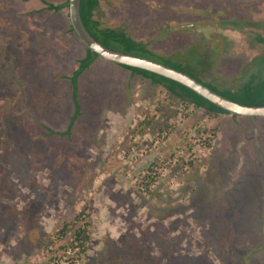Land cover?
I'll return each mask as SVG.
<instances>
[{
	"label": "rangeland",
	"instance_id": "374dc122",
	"mask_svg": "<svg viewBox=\"0 0 264 264\" xmlns=\"http://www.w3.org/2000/svg\"><path fill=\"white\" fill-rule=\"evenodd\" d=\"M64 1L0 0V264L62 255L76 219L91 237L82 264H264V117L210 119L101 57L76 100L86 49L68 8L45 5ZM93 18L222 93L264 75V0H99ZM179 150L195 151L188 168L153 179Z\"/></svg>",
	"mask_w": 264,
	"mask_h": 264
},
{
	"label": "trees",
	"instance_id": "16d2710c",
	"mask_svg": "<svg viewBox=\"0 0 264 264\" xmlns=\"http://www.w3.org/2000/svg\"><path fill=\"white\" fill-rule=\"evenodd\" d=\"M46 8L49 10H53L54 12H58L63 10L64 8H68V0H65L62 3L54 4L50 2H45ZM99 5V0H80V15L82 22L87 29V31L91 34L93 38H95L98 42L103 44L104 46L121 51L128 54H133L140 57H146L148 59L163 63L167 66L175 68L179 71H183L185 73L190 74L191 76L195 77L199 82L203 83L204 85L208 86L211 90L221 94L222 96L240 103L244 105H251V106H262L264 105V75L259 76L258 72H261V66L257 67L255 72L252 73L251 79L244 82L239 88L233 91H226L224 93L218 91L215 86L211 84H207L202 81L201 78L197 77L195 73H193L189 68L184 66V63H180L178 61H172L170 59L163 58L152 51L147 47L146 44L142 42H138L133 38L129 37L124 31L116 30L113 28L108 27H100L99 21L93 18L94 11L96 7ZM69 15V14H68ZM203 23H197L195 26H202ZM227 24V23H225ZM218 25H222V22H219ZM230 26L234 29L238 28V24L236 21L230 23ZM72 31L73 27L71 26ZM217 39V37H215ZM257 40L259 42L264 43V37H258ZM221 43V42H220ZM114 45H119V47H114ZM221 46V45H220ZM86 54L82 58L78 69L74 72L72 76L73 82V98L77 100V80L78 77L90 66V64L99 57L97 54L92 53L90 49L85 47ZM223 47L221 48V50ZM198 62L201 59H197ZM262 62L264 63V57H262ZM211 64V63H210ZM127 69H130L133 74H137L142 78V80H150L154 85H162L170 94L178 97L182 102L188 106L192 105L195 109H202L204 114L208 116L210 119H215L219 115H230L226 110L219 108L218 106L214 105L213 103L209 102L208 100L204 99L203 97L197 95L192 90L188 89L187 87L171 80L160 76L158 74L152 73L150 71L136 68V67H129L121 65ZM236 116V115H232ZM74 118L71 119L73 122ZM147 122V121H146ZM149 122V121H148ZM168 128V127H166ZM202 133L208 131H213V129H199ZM198 130V131H199ZM51 132V131H50ZM53 132V131H52ZM51 132V133H52ZM137 149V148H136ZM135 150V148H134ZM149 176L147 177V179ZM149 180V179H148ZM152 182V180H149ZM143 181L142 184L146 187H149L150 182ZM145 187V188H146ZM88 224L81 225V222L76 219L75 224L71 222V224H65L63 229H61L60 233H62V238H67L68 240L65 243L64 247H61L60 250L63 251V254L60 255L59 252L56 250H52L50 247H46V253L48 255V261L43 264H62L63 261L68 262L69 264H82L79 261L83 260V256L86 254L88 250V244L90 242V231L88 228ZM259 250V248L253 249L252 253ZM249 254V256L252 255ZM64 262V263H65ZM76 262V263H74ZM248 264V263H244Z\"/></svg>",
	"mask_w": 264,
	"mask_h": 264
},
{
	"label": "water",
	"instance_id": "95a60500",
	"mask_svg": "<svg viewBox=\"0 0 264 264\" xmlns=\"http://www.w3.org/2000/svg\"><path fill=\"white\" fill-rule=\"evenodd\" d=\"M68 11L71 26L80 42L99 57L120 65L144 69L171 79L192 90L219 108L226 110L230 115L264 117V105L251 106L234 102L211 90L208 86L199 82L188 73L146 57L124 53L104 46L93 38L85 28L80 15V0H68Z\"/></svg>",
	"mask_w": 264,
	"mask_h": 264
},
{
	"label": "built area",
	"instance_id": "2783aa9c",
	"mask_svg": "<svg viewBox=\"0 0 264 264\" xmlns=\"http://www.w3.org/2000/svg\"><path fill=\"white\" fill-rule=\"evenodd\" d=\"M213 138H214V135L212 133H207L206 135L202 136L201 138L195 139L193 141V143L195 145H197V146H200L202 144L204 146H207V145H211V141L213 140ZM193 152H195V151H193ZM193 152L189 155L188 158L187 157L184 158L183 151H181V150L177 151V153L171 157L169 163L164 165L165 168H163L161 166L157 167V168H152L151 170H154V171L152 172L151 177L153 179H155V178L161 176L163 174L162 173L163 170H167L168 165H170V164L171 165H176L177 161H179L180 158H184L186 160V163L184 164V167L188 168L189 162L190 161L192 162L194 160V158L196 157V155ZM64 262L65 261H63L62 264H69L68 262H65V263Z\"/></svg>",
	"mask_w": 264,
	"mask_h": 264
},
{
	"label": "crops",
	"instance_id": "0c3cea01",
	"mask_svg": "<svg viewBox=\"0 0 264 264\" xmlns=\"http://www.w3.org/2000/svg\"><path fill=\"white\" fill-rule=\"evenodd\" d=\"M74 124H76V120H73V122L71 121V119L67 122V124L65 125V129L63 131H60V132H63V133H66L68 131H70L71 127L74 126Z\"/></svg>",
	"mask_w": 264,
	"mask_h": 264
},
{
	"label": "flooded vegetation",
	"instance_id": "af4514ba",
	"mask_svg": "<svg viewBox=\"0 0 264 264\" xmlns=\"http://www.w3.org/2000/svg\"><path fill=\"white\" fill-rule=\"evenodd\" d=\"M172 156V155H171Z\"/></svg>",
	"mask_w": 264,
	"mask_h": 264
}]
</instances>
